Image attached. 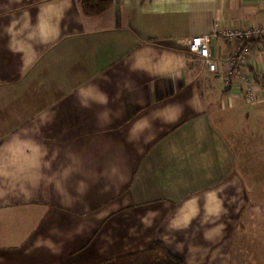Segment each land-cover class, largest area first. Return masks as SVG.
I'll return each mask as SVG.
<instances>
[{
  "label": "crops",
  "instance_id": "1",
  "mask_svg": "<svg viewBox=\"0 0 264 264\" xmlns=\"http://www.w3.org/2000/svg\"><path fill=\"white\" fill-rule=\"evenodd\" d=\"M82 1L0 0V264L154 240L183 264H264V39L221 34L264 26V0ZM237 47L258 103L225 85Z\"/></svg>",
  "mask_w": 264,
  "mask_h": 264
},
{
  "label": "built area",
  "instance_id": "2",
  "mask_svg": "<svg viewBox=\"0 0 264 264\" xmlns=\"http://www.w3.org/2000/svg\"><path fill=\"white\" fill-rule=\"evenodd\" d=\"M221 34L227 39H264V26L244 30L224 29ZM249 46L251 47V45ZM189 51L197 57L208 75L218 74V61L211 56L209 51V37L206 35H195L191 37L189 41ZM247 55L246 49L237 47L229 58V69L224 74V82L228 89L232 87L238 88L242 92L246 102L255 104L261 100V89H258L253 78L246 75L244 65Z\"/></svg>",
  "mask_w": 264,
  "mask_h": 264
},
{
  "label": "trees",
  "instance_id": "3",
  "mask_svg": "<svg viewBox=\"0 0 264 264\" xmlns=\"http://www.w3.org/2000/svg\"><path fill=\"white\" fill-rule=\"evenodd\" d=\"M111 5L110 0H84L80 3L86 15L100 13ZM99 264H183V261L170 252L161 240H154L146 249L118 256Z\"/></svg>",
  "mask_w": 264,
  "mask_h": 264
},
{
  "label": "rangeland",
  "instance_id": "4",
  "mask_svg": "<svg viewBox=\"0 0 264 264\" xmlns=\"http://www.w3.org/2000/svg\"><path fill=\"white\" fill-rule=\"evenodd\" d=\"M116 258V257H115ZM114 259V258H113ZM111 260V259H110ZM109 261V260H108Z\"/></svg>",
  "mask_w": 264,
  "mask_h": 264
}]
</instances>
